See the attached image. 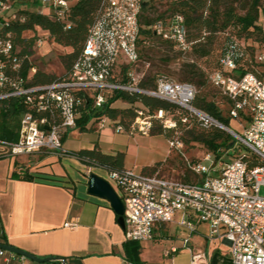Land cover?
<instances>
[{
	"label": "built area",
	"instance_id": "2783aa9c",
	"mask_svg": "<svg viewBox=\"0 0 264 264\" xmlns=\"http://www.w3.org/2000/svg\"><path fill=\"white\" fill-rule=\"evenodd\" d=\"M77 1L0 0V104L13 102L21 110L16 139L0 138V158L29 159L48 152L74 158V153L63 147L65 135L76 129L87 107L93 112L101 110L118 91L167 101L195 116L205 127L224 126L192 107L196 89L191 84L159 78L153 89L139 88L140 78L131 68L138 62L142 0H101L71 70L50 84L31 85L35 68L22 76V64L28 56L20 54L5 29L23 21L21 11L39 13L64 23L63 28L68 29L66 18ZM255 25L264 35V0H260ZM151 29L156 36L172 41L183 54L190 50L183 16L172 15L167 21L155 22ZM244 48L243 40L230 38L220 59L222 70L208 74L211 86L231 102L228 116L241 129L236 133L228 128L235 140L228 151L240 149L228 163L215 172L220 158L216 161L208 154L201 162L189 165L190 172L201 177L195 183L165 177L158 171L151 175L130 169L106 172L105 180L124 206L126 242L152 241L155 233L168 224L175 223L188 235L195 233L199 224H205L206 244L226 242L229 264H264V79L250 72L235 75ZM254 61L264 63V46H257ZM122 65L129 67L126 82L116 75ZM133 112L130 132L150 134L153 120L163 122L168 129L175 127L165 111L151 115L145 106L136 103ZM93 122L99 129L127 131L117 120L107 117L93 118L89 124ZM181 122L185 123L186 118ZM168 146L170 150L183 148L178 140H169ZM177 214L180 217L175 221ZM188 241L184 239L185 247ZM211 256L210 251H198L192 256V264H210ZM56 263L66 261L58 259Z\"/></svg>",
	"mask_w": 264,
	"mask_h": 264
},
{
	"label": "crops",
	"instance_id": "0c3cea01",
	"mask_svg": "<svg viewBox=\"0 0 264 264\" xmlns=\"http://www.w3.org/2000/svg\"><path fill=\"white\" fill-rule=\"evenodd\" d=\"M129 106L117 100L111 108L123 110ZM168 141L164 135L128 130L115 133L109 127L99 129L94 125L92 131H69L63 147L70 153L94 148L105 155L121 153L123 169L151 175L162 172H150L156 164L171 160ZM90 174L105 180L106 171L52 152L29 159L0 158V243L5 239L10 246L33 256L65 259L66 264H132L124 249V229L118 225L110 203L88 194ZM174 224L160 228L152 241L136 242L142 264H192V256L198 251H210L212 260L222 254L221 244L227 247L226 242L208 246L195 235L197 229L188 235L183 229L177 232ZM167 227L175 233L161 235ZM186 238L189 241L185 247ZM225 256L228 258L227 249ZM53 263L57 264L35 263L0 251V264Z\"/></svg>",
	"mask_w": 264,
	"mask_h": 264
},
{
	"label": "trees",
	"instance_id": "16d2710c",
	"mask_svg": "<svg viewBox=\"0 0 264 264\" xmlns=\"http://www.w3.org/2000/svg\"><path fill=\"white\" fill-rule=\"evenodd\" d=\"M100 2L101 0H78L70 9L66 18L67 23L70 25L68 29L63 28L64 23L51 20L39 13L21 11L19 16L23 21L10 24L5 31L11 34L14 45L20 47L22 56L29 55L28 50L36 40L35 36L24 38L23 35L34 32L36 29L45 31L55 45L70 49L69 53L59 57L65 73H68L84 47L88 29L95 19ZM259 5L260 0H174L165 3L161 7H166V9L159 11L155 5L142 0L141 12L138 16L139 38L136 43L138 60L139 55L143 57L142 55H148L149 53L159 54L175 51L183 54L177 50L172 41L156 36L151 29L155 22L167 21L175 14L183 16L186 38L191 43L190 50L183 55L190 54L193 58L183 62L178 71L172 73L177 81L173 77L164 74L148 75L140 78L139 88L153 89L156 80L159 78L191 84L196 89L192 107L229 128L231 119L228 112L227 116L230 120L222 115L215 102L216 91H219L209 83L208 74L222 70L220 59L224 54L225 44L230 38H235L243 40L245 43L244 57L236 63L235 75L250 72L263 79L264 63L258 64L254 61L257 46H264V35L255 25ZM31 67L32 65L28 61H24L21 69L22 76L25 77ZM118 69L120 73L116 72L117 77L122 79L121 82H126V73L129 67L122 65ZM56 79L57 77L54 75L36 71L29 83L31 85H46ZM224 98L227 101L229 110L231 102L226 97ZM117 100L129 104L130 107L123 110L111 108V105ZM136 103L145 106L151 115H156L160 110L165 111L176 123L177 128L186 127V125L181 124V119L186 118L188 125L190 124L191 127L185 131L186 138L182 140L184 144L196 143L202 146L209 154L214 156L216 161L222 153L234 146L235 140L231 135L216 126L205 127L195 116L190 115L174 104L145 95H129L119 91L114 93L101 110L93 112L87 107L77 120L76 128L82 132L92 131L95 122L91 123L89 128H86V126L93 118L107 117L113 121L117 120L125 130H128L129 124L135 116L133 108ZM20 111L13 102L0 104V138L6 140L16 139L17 135L11 123L18 118ZM173 131V129L163 127L159 120H153L150 135H164L169 139ZM74 158L88 168H101L106 172L123 169L124 156L121 153L114 156L105 155L94 148L93 150L76 152ZM171 163V160L158 163L151 168L150 172L153 173L157 169L163 171V165H170ZM183 180V182H189L186 178ZM2 243L9 245L5 239ZM124 249L130 263L142 264L137 256L138 247L136 242H126ZM216 259L217 256L215 255L210 264H215Z\"/></svg>",
	"mask_w": 264,
	"mask_h": 264
},
{
	"label": "rangeland",
	"instance_id": "374dc122",
	"mask_svg": "<svg viewBox=\"0 0 264 264\" xmlns=\"http://www.w3.org/2000/svg\"><path fill=\"white\" fill-rule=\"evenodd\" d=\"M155 5L159 11L165 10L166 7H161L167 2H171L174 0H145ZM0 17H2L0 15ZM35 36L36 40L33 43L32 47L28 50V62L35 68V71H41L46 74L54 75L56 77H60L65 73L63 69L59 57L63 56L70 52V49L60 47L55 45L52 40L49 38L48 34L45 31L40 29H36L34 32L25 33L23 35L24 38H31ZM20 50V47L18 46ZM139 55L138 62L131 68L132 72L135 76L142 78L143 76L154 75V74H164L170 77L172 73H176L178 71L179 66L186 61L191 60L193 57L190 54L183 55L177 52H168V53H159L148 55ZM203 66V65H202ZM118 69V68H117ZM205 70V69H204ZM263 70L262 68L260 69ZM116 72L120 73L118 69ZM262 77L264 79V70L262 71ZM175 79V77H173ZM176 80V79H175ZM177 81V80H176ZM215 102L217 103L221 113L223 116L227 117L228 112V104L225 100L224 96L216 91ZM130 107V106H129ZM172 119V118H171ZM229 119V118H228ZM230 120V119H229ZM243 125L247 124V120L242 122ZM181 124L186 125L185 128H177L176 123L173 129V133L168 140H178L182 143L183 148L181 150H172L171 164L164 167V170L160 173V175H164L165 177L174 178L177 180L184 181L186 178L189 182L195 183L201 180V177L193 175L189 170V165H192L197 162H201L203 158L209 154L202 146L191 143L189 145H185L182 141L183 138H186L185 131L191 127L188 125V121L185 123L181 122ZM12 127L16 130L18 127V118L11 123ZM162 125H165L162 122ZM164 127V126H163ZM229 128L236 133L240 132V127L238 123L234 120H230ZM227 133V132H226ZM229 134V133H228ZM230 135V134H229ZM240 149H236L233 151H225L221 154L220 159L216 164V171L219 170L223 164L228 163L233 156H235ZM207 165V164H206ZM104 177L106 175L104 174ZM263 194V189L260 191V195ZM180 217V214H177L175 217V221H177ZM175 225V224H174ZM173 227V226H172ZM176 231H181L182 229L174 226ZM182 232V231H181ZM175 232L170 227H167L164 231L161 232V235H173ZM207 234V226L205 224H201L197 227V232L195 235L205 243V237ZM221 244V243H220ZM222 254L217 255V261L215 264H228V258L225 256V251L227 247L223 244L220 245ZM219 247V248H220Z\"/></svg>",
	"mask_w": 264,
	"mask_h": 264
},
{
	"label": "water",
	"instance_id": "95a60500",
	"mask_svg": "<svg viewBox=\"0 0 264 264\" xmlns=\"http://www.w3.org/2000/svg\"><path fill=\"white\" fill-rule=\"evenodd\" d=\"M220 129L223 131L231 134V131L225 127L222 126ZM88 194L94 197L102 198L110 203L111 208L115 212V214L118 216L117 223L118 225L124 229V220H123V214H124V206L119 199V197L114 192L113 188L109 185V183L104 180L103 178L95 175L90 174L88 178ZM0 251H5L10 254H15L17 256L26 258L27 260H30L35 263H46V262H54L57 260V258H38L36 256H33L27 252H24L22 250H19L17 248H14L10 245H5L0 243Z\"/></svg>",
	"mask_w": 264,
	"mask_h": 264
}]
</instances>
